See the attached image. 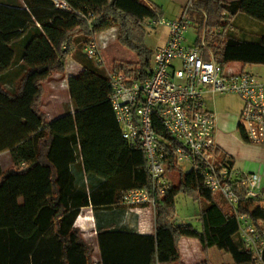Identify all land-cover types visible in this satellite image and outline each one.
<instances>
[{
	"label": "trees",
	"instance_id": "obj_1",
	"mask_svg": "<svg viewBox=\"0 0 264 264\" xmlns=\"http://www.w3.org/2000/svg\"><path fill=\"white\" fill-rule=\"evenodd\" d=\"M64 1L68 9L52 0L0 1V77L16 66L13 45L24 41L16 90L0 84V154L8 151L14 165L3 170L0 160V264H94L93 247L73 227L74 219L82 208H112L119 202L107 200L110 196L136 188L148 189L156 201L155 233L100 232L101 264H184L183 238L198 240L201 264H211V249L231 255L234 264H255L239 236L237 217L247 216L260 228L263 202L247 198L241 187L235 189L238 205L230 208L199 173H184L173 157L168 171L178 174V183L164 195L159 188L154 192L143 151L121 136L109 86L103 101L47 122L41 109L43 84L65 73L74 46L114 28L121 46L138 57L136 64H122L119 70L145 72L153 55L144 44L146 21L163 18L162 10L147 0ZM196 8L206 12L209 33L222 29L212 41L221 66H264V35L250 42L233 33L239 16L264 24V0H196ZM198 18L202 24L203 17ZM153 127L174 149L157 118ZM78 165V179L86 177L94 186H78L72 171ZM98 189L105 201L97 200ZM179 194L199 201L202 231L174 223Z\"/></svg>",
	"mask_w": 264,
	"mask_h": 264
},
{
	"label": "built area",
	"instance_id": "obj_2",
	"mask_svg": "<svg viewBox=\"0 0 264 264\" xmlns=\"http://www.w3.org/2000/svg\"><path fill=\"white\" fill-rule=\"evenodd\" d=\"M52 1L56 7L68 9L64 0ZM196 9V0H186L181 17L146 21L152 28L165 27L167 42L155 50L151 66L145 72L136 70L128 74L123 69L110 72L108 100L122 138L130 147L143 151L154 192L159 188L164 195L170 187L167 171L173 157L178 167L189 165L190 171L199 173L212 192L234 207L239 202L235 189L241 187L246 189L247 198L264 202L258 175L240 176L221 157L215 138L217 116L207 107L209 98L237 96L243 104L240 127L246 140L264 145V82L251 72L221 66L208 46L206 25L197 43L186 44L192 23L198 22L192 15ZM203 15L207 17L205 12ZM223 17L227 19L228 15L225 13ZM116 36L114 28L95 35L85 44L84 55L103 66L102 53ZM155 118L175 144L174 149L170 148L169 140L154 130ZM124 204L135 209L148 205L156 208L155 199L144 188L129 190ZM237 219L239 236L253 254L255 264H264V223L258 228L247 216L240 215Z\"/></svg>",
	"mask_w": 264,
	"mask_h": 264
},
{
	"label": "rangeland",
	"instance_id": "obj_3",
	"mask_svg": "<svg viewBox=\"0 0 264 264\" xmlns=\"http://www.w3.org/2000/svg\"><path fill=\"white\" fill-rule=\"evenodd\" d=\"M7 1L10 3L20 2L16 0H0ZM152 4L159 7L163 12V17L166 20H175L181 17L183 9L186 5V0H147ZM23 2V1H22ZM20 2V3H22ZM203 10L196 9L192 15L197 18L199 22L198 15L204 18ZM206 13V12H205ZM225 14V13H224ZM207 15V14H206ZM224 16V15H223ZM245 23L240 22L233 27V33L236 37L246 39L250 42H257L262 35H264V24L259 23L247 17H242ZM194 21V20H193ZM202 21V26L200 22H193L190 30L187 33V45H193L199 41V37L204 33V25H206L208 46L213 52L215 57V48L212 45L213 37L222 34V29H214L209 33L208 16ZM206 23V24H205ZM213 32L215 34H213ZM168 31L165 27H150L146 24V33L144 35L145 46L155 52L156 48L162 45ZM94 38V37H93ZM92 38V39H93ZM91 39V40H92ZM90 40V41H91ZM24 41L15 42L13 45L16 51V66L7 75L0 77V84H2L8 91L14 92L19 84L22 73V63L21 56L23 51ZM84 42L79 43L77 46L73 47L71 56L68 58L66 71L63 74L55 75L50 78L47 82L43 84L44 96L41 109L47 114H51L59 110L60 113L65 111L77 109L78 104L90 105L91 103L97 104L103 101L107 97L108 93V76L109 73L115 70H119V66L126 63L136 64L138 62V57L135 53L121 46L119 42V36L117 34L116 38H112L109 41L107 49L102 53L104 59V65H97L93 60L88 59L83 52ZM152 62V57H151ZM151 66V63H150ZM235 71H240L241 64L233 63L230 65ZM247 71H253L252 73L261 77L264 81V66H246ZM211 101H207V104L213 106V112L217 116V111L227 112L231 109V106H239L240 101L234 95H218L216 97L210 98ZM217 110V111H216ZM212 111V110H211ZM216 126H218V118L216 121ZM2 169L6 170L8 168L14 167L11 160L10 153L3 152L0 155ZM81 161V160H80ZM79 161V162H80ZM184 173L190 171V166L183 164L180 166ZM79 165L73 169V173L76 176L77 184L79 187L86 184L87 187L94 186L95 183L90 182L86 177L83 181L78 179ZM167 177L171 181L170 186H174L179 181V176L177 173L167 171ZM85 180V181H84ZM128 191L115 192L109 199L102 196L101 189L96 191L97 200L105 201L112 200L118 201L119 203L113 205L112 208L98 207H86L79 211L78 216L74 219L73 227L78 228L80 234L85 239V241L93 247V260L94 264H101V250L98 241V235L103 231H123L135 233L131 227L127 226V218L138 223L145 234L154 235L155 233V222H156V210L152 206L143 207L140 209H135L130 205L124 204V196ZM117 198V199H116ZM224 203L230 207L234 208L223 196ZM116 199V200H115ZM111 201V202H112ZM132 207V209H131ZM200 215V203L194 200L192 197L184 194H179L176 198L175 203V218L176 216L182 219V221L191 220L193 225L200 228L198 221L196 219ZM123 219V224L116 221L117 219ZM90 225H86V222ZM118 223V224H117ZM189 223V222H185ZM200 248V247H199ZM217 250V249H216ZM209 257L213 258V253H210ZM211 254V256H210ZM220 262V260H219ZM162 264V263H160ZM169 264V263H167ZM194 264V263H191ZM195 264H199L195 262Z\"/></svg>",
	"mask_w": 264,
	"mask_h": 264
},
{
	"label": "crops",
	"instance_id": "obj_4",
	"mask_svg": "<svg viewBox=\"0 0 264 264\" xmlns=\"http://www.w3.org/2000/svg\"><path fill=\"white\" fill-rule=\"evenodd\" d=\"M16 1L22 2L23 0H16ZM234 20L237 21L238 23L240 22L245 23L244 22L245 20H243L241 16L236 17ZM167 39H168V35L166 36L162 45L158 46L157 48L163 46L167 42ZM239 70L247 71L246 68L243 67L242 65L241 68H239ZM252 72L253 71H251V73ZM260 80L262 81V79ZM237 99L239 98L237 97ZM207 101L209 102L211 101V99L209 98L207 99ZM239 101H240L239 106L237 107L231 106V109L228 110L227 112H223V111L219 112L216 110L217 118H218V126H216V132H215L216 142L218 144L221 157L228 161L229 165L234 169L236 174H239L240 176H244L245 174L258 175L260 179V187L262 190H264V145H253L246 140L244 133L242 132V129L240 127V113L243 104L240 99ZM92 105L93 103H91L90 105L78 104L77 109H73L72 111L69 110L60 113L59 110H56V112H53L49 115H47L43 110L42 111L47 115V122L50 123L66 116L68 113L74 114L77 110H81ZM207 107L209 110H212V112L213 110L215 111V109H212L213 106L210 105V103L209 106L207 104ZM262 207L264 208V202L262 203ZM129 216L130 214L128 215V218ZM128 218L126 224L127 226L131 227V229H133V231L136 234L150 235V234H145L142 228L138 226L137 222L135 223L133 220ZM116 221L120 224V226L124 222L123 219H119V218ZM196 221H198V225L200 227L199 229L197 226L190 223L192 222L191 220L182 221V219H180L177 216H176L175 224L177 225L189 224L194 226L198 231H202L200 215L198 216ZM185 222H189V223H185ZM86 225H90L88 221L86 222ZM199 247L200 244L196 239L193 238L181 239L179 243V250L182 256V262L184 264H191V263L195 264V262L201 264L204 261V257L201 253V248ZM210 253L211 254L213 253V255L215 256L214 260L213 258L209 257L211 264H234V260L232 256L229 254L218 251L216 249H211Z\"/></svg>",
	"mask_w": 264,
	"mask_h": 264
}]
</instances>
